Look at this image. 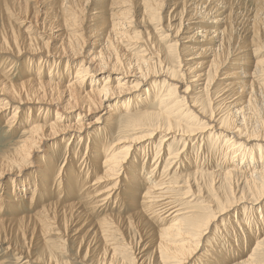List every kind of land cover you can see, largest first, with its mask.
Here are the masks:
<instances>
[{
    "label": "bare ground",
    "instance_id": "bare-ground-1",
    "mask_svg": "<svg viewBox=\"0 0 264 264\" xmlns=\"http://www.w3.org/2000/svg\"><path fill=\"white\" fill-rule=\"evenodd\" d=\"M32 1L33 0H0V53H10L20 57L24 55L39 56L43 54V57L39 56L38 59H29V61H37L38 66H43V63L44 65L46 64V60L49 59L53 61L55 58V61L50 63L52 66L51 69L55 70V73L53 75H48L46 78H37L39 73L34 76V74L28 72L25 79L23 78L24 80L17 84L9 83L7 80L8 78L6 79L7 81H4L0 75V97L2 95H9L13 97L12 99L21 103L25 101L26 103L31 104V106L42 105L44 102L48 103L49 105H54L56 107L54 110L55 118L48 120L45 119V116H49L46 115L47 112L44 113L45 115L37 114V117L34 119L27 117V121H25V125L22 127L24 132L22 133L20 140L15 143V147L12 150L4 152L0 155V182L6 180V178L9 176L18 177L16 175L19 174L16 173L18 171V167L24 169L29 167V164H34L33 161H36L37 165L42 167L43 161L37 157L38 154L36 153L39 152L38 149L42 147V145L47 144L45 142L46 140L54 139L58 136H61L62 134H68L70 132V135L66 136L68 140L62 145L63 150L65 148L70 149V146L72 145V139H77L71 135L74 134L71 133V131H81L82 127H85V124H83L84 122H82V120L86 116V113L88 114V112L94 110L96 107H98L97 109L101 108L100 110L102 111L106 110L105 114L108 112L109 116L115 119L114 121L121 117V121L124 123V126L118 124L113 125L112 123L114 121H110L109 119L108 125L110 123L111 125L109 126H115L113 134L116 137L115 139L114 136V138L111 136V141L108 139L110 146L115 144L120 136L128 131H148L147 135H151L162 129H167V131L170 129H176L184 132V135H190L196 130V128L193 129L190 128V126H184L181 123L175 122L170 118V116L166 117L163 114L153 113L151 111H144L133 117L134 115H132V112L136 110L137 106L132 107V100L125 95V98L119 100L121 102H118V105L114 104L111 106H106L108 109H106V107L102 104V102L108 100L109 97H115L116 94H122L123 92V94H126L127 89L122 86V82H119L121 80L123 81V78L126 77L123 76L121 80L118 79L119 81H113L114 83L116 82V84L115 86H112L111 76L112 73L118 72L117 70H119V68H127L128 66L127 71H130L131 69L129 68L131 65L129 62L126 65L122 64L121 58L119 59L120 56H115L114 58L111 53L116 49V45L119 43L118 39L126 37V35L121 30L125 27L132 26L130 25L131 23H128L126 20L129 19L134 0L115 1V7L117 9H121V12H114V14H111V16H115L117 20L109 23L108 27L103 32L104 35L102 39L104 45H101L102 47H100L99 52L90 53L83 52L85 40H87V37H85L82 33L85 27L84 22L86 19H101V14H99L101 7L99 13L96 11L95 13H92L93 16L89 18L86 16V7L88 6V3L93 2V0H51V3L47 8L43 7V12L41 9L38 11L37 4ZM194 1L195 3L193 4L194 6L192 8L182 5L178 11L172 9V12L166 13V15L163 16L164 18L168 19L169 17V19H171L177 15L179 21L171 25L166 23L165 26L161 28V31L168 30L169 27L173 26L174 33L176 34L174 35V38L176 39H174L173 43L168 44L167 49L169 51L174 50L176 52L178 49H181L187 52V50H190V48L192 50L193 46L192 44H190L191 46L188 47L186 45H189V42L196 41L198 34L202 33V29H205L204 27H206L204 25H199V21H193L194 17L198 15L197 12L199 10L202 12L200 17L207 15L211 17L208 23L210 24L208 25V29L215 28L217 30L216 26L219 25L220 22L224 21L223 29L220 31L221 39L217 47L213 50L202 49V51H210L209 56H211V58L209 61L207 60L199 66L198 64L192 63V60L190 63L186 62V60H184L183 56L181 55V57L178 56V59L174 62V64L177 66V69H179L180 72L183 71L186 76H188V79L193 78V80L190 81L192 85L191 87L196 89L197 86H200V91H203L208 89V87L213 82H216L219 73L224 71L223 68L227 65L226 63L229 62L233 52H235L231 50L236 47V45H233V47L231 46L232 48H228L224 41L225 39L230 40L231 37L232 14L230 11L227 12L228 5H230L231 0ZM168 2L169 0H135L134 3L138 4L141 8L140 19H143L147 16L149 17L148 19L155 20L160 24V12L164 8L165 4H168ZM31 3H34V6H32ZM110 4H112V2H109V6ZM253 5L254 10L252 11V17H250V42L256 43L257 51H260L264 50V0H256ZM220 11L222 14L227 12L226 16L223 17V20L220 19V17L215 18V16L219 15L216 13ZM250 11L251 10H249V14H251ZM38 12H41L42 18L37 19ZM11 15L19 17V20L16 18L14 21H11ZM36 25L43 29V32L49 33L47 34V38H51V40L41 43L39 37L35 36V32H38V29L35 28ZM103 25H105L104 22L99 23V25H90L93 26V29H90V31H94ZM54 27L57 28L55 32H53ZM207 34L208 31H205L202 36L205 37ZM54 42H56L57 45L54 44ZM244 44L245 42L243 45ZM244 47L246 46L244 45ZM162 52L163 50L158 51V56L160 59L158 60L157 64H152L148 62V60L139 61L138 67L141 68V72L145 78L146 76L149 77L158 73H166L175 78L179 77L177 74L180 72L178 73L177 71L172 70L174 69V65H170L166 60H163L165 56L161 57ZM81 56H83L82 61L77 63L76 61L79 59L78 57L81 58ZM6 60H8V58ZM165 61L167 64H163ZM234 61L235 63L228 64L234 66H236V64L239 65V61H241L240 56L233 60V62ZM247 62H244L243 65H246ZM75 63L78 65L74 67V71H71L70 76L68 78L63 77L62 80H65L60 81L58 79L61 76L59 73L61 72V74L67 75L68 71H66V68L71 66L70 64ZM253 70L254 71L252 74L264 78V60L254 62ZM5 71L6 70L4 69L3 72ZM2 75L4 74L2 73ZM89 80H91V83L92 80H95V82L91 84L90 89L88 90L87 88H89V86L87 83ZM99 82L101 83L98 84ZM241 84L242 85H236V88L232 92H229L232 98L235 97L230 103V115H225L219 119L216 118L215 112L211 110L210 104L207 103L208 99H204V95H200L199 97H203L202 102H198L197 100H194L193 102L199 103V108L202 106V109L198 110L199 112L197 113L200 116H203V119H205L204 123H206L208 126L206 130H213V132L218 134L220 138H223L227 141V143H225L226 145L231 146L226 152L229 153L231 150L236 149V152L237 150L240 151L239 154L241 156L249 158L250 163L248 162L249 164L247 165L248 167L246 170L239 171V173L235 172L236 174L232 171L223 174L220 173L221 175L217 176H219L223 183H227L233 181L234 177L238 178L237 175H239V177L244 180L246 188L252 193L253 196L259 199L260 197L264 196V165L263 163H260L261 166L259 167V165L255 162L261 158V156H257V153L261 152V150L258 149H260V146L262 145L257 143V150L248 149L236 139H244L245 136L246 141H259V138L262 137V140H264V83L257 84L250 80L242 82ZM172 85H174V83ZM148 88H144L143 93L149 94L152 91ZM140 89H142V87H139L136 92H139ZM128 90L127 94H131ZM173 90L174 89H169V91H167L171 94ZM138 104L142 105V103ZM5 105L6 101L0 98V115ZM107 105L109 104L107 103ZM77 108H79L80 111L76 114L74 113L75 115H73L71 112ZM39 110L41 109H38V111ZM59 110L68 115L60 116L58 112ZM192 119H194V116ZM73 121L74 124L70 125ZM60 122H64L66 124H61ZM75 125L77 129H74ZM109 131L110 127L108 129V132ZM146 136H141V138L134 137L131 138L130 141L129 139L125 138L122 141H129L131 143L137 142ZM173 138H175V136ZM68 143L70 146L67 148ZM117 145H119V143ZM117 145H113L112 147L109 146L110 149L105 150L102 155L99 156L100 158L98 156H94L92 165L93 168L98 170L99 175L98 177L94 178L89 186L86 185V181L84 180L81 181L78 186L71 184L72 181H74L76 174L72 170L69 171L70 169L63 168V176L60 178V172L58 173L56 169L51 174V167H43L44 170H42V173H44V175H42L41 181H35L33 189L36 190L38 187L46 188L47 182L51 184L50 188H57L60 195H64V193L69 191V189H78L76 191V195L77 193L79 195L81 192L84 197L86 196L89 198L86 204L82 200L84 202L82 203L85 204L86 208L87 205L91 204L92 210L99 207L103 210V207L109 204L111 200H117L122 183H125L123 186H126L127 188L126 191L122 193L127 197H120V200L123 201H130V197H128L127 193L130 194L131 190L134 188L139 189V187L143 186L144 191L141 194H138L141 196H139L137 200L134 198L135 202L140 206V208L135 211L136 213L127 218L117 217L113 214L106 215L99 221H90L89 225L90 228H92L91 231L90 228L85 231H81L85 223L90 218L88 215L90 208L88 211H86V208H84L81 202L76 201V195L74 197L71 195H66L63 197L65 200H62L61 202H57V200L51 201V198L48 197L49 199L46 198L43 201L41 200L42 202H40L39 209L34 213L33 211L35 208H32L33 210L31 214H23L15 220L0 218V243L5 244L7 250H12L16 257L22 256L27 259L25 262L26 264H28L30 259H33V263L40 264H66L60 258L58 248L66 242V239L69 237L68 233H72L71 238L73 244L76 246V249L81 250L82 248L81 252L83 257L88 256L93 264H189L194 259L195 253L198 250L199 244L201 243L199 241L200 238L205 234L206 230L211 224V221L216 218L215 216L217 215H205L207 217H198L194 220L187 219L190 217L183 218V216H186V214L189 212L182 214L180 209L174 210L175 205L173 206L172 202L164 203L165 200H170L171 196L174 195L172 192L176 191L175 186L167 187L165 189H163L164 187L156 189V185H154L156 182L152 181L148 175L144 177V179H141L142 176L140 173L139 177L142 183L141 186L140 182L133 185L126 182L127 176L125 175L133 177L135 174H137L138 170L133 164H131V167L127 169L129 173L121 175V163L122 160L126 159L128 151L124 148L120 150L122 147H115ZM135 151L138 152V148L135 149ZM46 152L50 154L49 150L47 149ZM233 154L235 153L231 154L232 156L230 157V161L228 159L232 166H234V163L232 162H237L236 158L239 156V154ZM71 157L72 158H69L74 161V155ZM78 159L81 160L80 158ZM75 160L77 161V159ZM67 163V165H73V163L71 164L69 161ZM156 168L157 166L153 167L150 174L155 175L156 173L153 172ZM76 170H78L77 173L79 175H82L83 172H85L84 177H86L89 169L86 167L83 168V171H80L81 169L79 168ZM200 175H202L200 178H210L208 180L206 179L205 181H207V184H203L202 186H207L212 190L213 185L215 184V178H217L216 175L211 173H202ZM193 176L198 175L197 173H193L191 176H188L187 179ZM62 181H66V185L61 184ZM85 185L86 189H84ZM60 186H62V189ZM9 188H11V190H9ZM13 188L14 185H12V183H8V185H4V187L0 183V190L4 191V193L9 195L11 198L10 200H7L9 203L14 201V199L19 198L18 195H20L17 194L18 191L16 189L14 190ZM21 193H23V191H21ZM90 193H93V195ZM43 197L44 196H42L41 199H43ZM21 199L26 200L23 195L21 196ZM59 199L60 197L58 200ZM33 200L35 201V191L32 190L30 193V202ZM135 202L131 201L129 204H134ZM106 207L107 206H105V208ZM210 207L204 205L200 209L206 210ZM227 207L228 205H223L221 210L224 211L227 209ZM157 208L160 210L159 213H155ZM167 208L171 209V213L170 215H166V217H164L166 214L165 209ZM28 209H30V207ZM150 215L156 217L158 215L161 217L162 219L156 220L160 221L162 224L164 222L171 221L173 222V226H170L166 229H149L141 232V228L148 226L147 220L148 216L150 217ZM125 229L130 232V235L124 234ZM116 231H120V233L123 234H117V237L120 235L121 237L123 236L122 238H125V243L120 246V242H116L117 238L113 234V232ZM135 232H137L139 235L143 234L145 239H148L147 243H149L151 246V253L148 257L144 258L141 256L139 258L136 256L135 246L138 242L134 239ZM51 234L57 236L52 241V243L44 241L40 242L43 236L45 237ZM10 235L13 236L10 237ZM126 250L131 257H127L128 253ZM32 256L33 258H31ZM211 256L213 258H208V263L205 264L227 263L226 261L229 259H222L223 257L221 258L217 254L212 253ZM230 257L231 259L233 258L232 254ZM253 259L254 258L250 255L248 258L242 262H239L238 264H254L255 262Z\"/></svg>",
    "mask_w": 264,
    "mask_h": 264
},
{
    "label": "rangeland",
    "instance_id": "rangeland-1",
    "mask_svg": "<svg viewBox=\"0 0 264 264\" xmlns=\"http://www.w3.org/2000/svg\"><path fill=\"white\" fill-rule=\"evenodd\" d=\"M115 1L116 0H93V2L88 3V6L86 7V16L91 18L93 16L92 13H95L96 11L99 13L101 7L99 13L101 14V19L99 18L96 20H87V19L85 20L84 22L85 27L82 33L85 37H87L86 38L87 40H85L83 52L86 53L99 52L100 47H102L101 45H104L102 39L104 35L103 32L106 30L109 23L117 20L115 16H111V14H114V12L117 13L121 12V9H117L115 7L114 5ZM32 2H35L37 4L38 11H40L41 9V11L43 12L44 10L43 7L47 8L50 5L51 0H33ZM109 2H112L110 6H109ZM134 2L131 8L129 19L126 20L128 21V23H131L130 25L132 26L125 27L124 29L121 30L126 35V37L118 39L119 43L116 45V49L111 53V55L114 58L115 56H120L119 59L121 58L122 64L126 65L129 62L131 65L129 68L131 69L130 71H127L128 69L127 66V68L126 67L119 68V70H117L118 72L112 73L111 85L115 86L116 82L114 83L113 81L115 80L119 81L118 79L121 80L122 77L124 76L126 77L123 78L125 81L121 80L119 82H122V86L125 87V89L127 90L129 89L128 91H130L131 94H127L128 92L126 90V94H123L124 92L122 94H116L115 97L114 96H112L111 98L109 97L108 100L102 102V104L105 107L114 104L118 105V102H121L119 100L125 98L124 97L125 95L126 97L132 100L131 101L132 107L137 106L136 110L132 112V115H134L133 117L137 116L141 112L151 111L153 113L163 114L166 117L170 116V118L175 122L181 123L184 126H190V128L193 129L196 128V130L190 135H184L183 134L184 132L176 129H170L169 131H167V129H162L151 135H147L148 131H138V132L128 131L123 135H121L122 134L121 133L120 138L117 140V142H115V144H113V145H117L119 143V145L115 147L121 146L122 148L120 150L124 148L125 150L128 151V155L126 156V159L122 160L121 163V175L129 173L127 169H129V167H131V164H133L138 170L137 174H135L133 177L132 176L129 177L128 175H125L127 176L126 182L130 183L131 185L139 182H140V186L142 185L139 177L141 174L142 176L141 179H144V177H146L147 175L150 176V179L156 182L154 184L156 185V189H160L162 187H164L163 189H165L167 187L175 186L176 191L172 192L174 194L171 196L172 200L171 199L165 200L164 203L172 202V205L173 206L175 205L174 210L180 209L182 214L189 212L188 214H186V216L184 215L183 218L190 217L187 219L194 220L198 217H204L205 215H212V216L217 215L215 216L216 218L213 219L214 221L213 220L211 221V224L206 230L205 234L200 238L199 241L201 243L199 242L200 244L198 250L195 253L194 259L189 264L208 263L207 262L208 258H213L211 256V253L217 254L221 258L223 257L222 259L229 258L227 259L228 261H226L227 263H219V264H238L239 262H242L243 260L248 258L250 255L251 257L254 258L253 261L256 264H264V196L260 197L259 199L253 196L252 193L246 188L244 180L241 177H239V175H237L238 178L234 177L233 181L227 183H223L220 180L219 176H217L231 171L234 173L235 172L239 173V171L246 170L248 167L247 165L250 163L249 158L241 156L239 154L240 151L237 150L236 152L235 151L236 149L231 150L229 153L226 152L231 146L226 145L225 143H227V141L223 138H220L218 134L213 132V130L210 129L206 130L208 126L206 125V123H204L205 119H203V116H200L197 113L199 112L198 110L202 109V106L201 108H199L198 106L199 103L193 102L194 100H197L198 102H202L203 97L202 98L199 97L200 95H204V99H208L207 103L210 104L211 110L215 112L216 118L219 119L225 115H230L229 113L231 106L230 103L235 97L232 98L229 92H232L236 88V85H242L241 84L242 82L250 81V80L254 81L257 84L264 83V78L252 74L254 71L253 70L254 62L264 60V50L257 51L256 43L250 42V37H251L250 17H252V11L254 10L253 3H255L256 0L230 1V5H228L227 12L230 11L232 14L231 37L230 40L225 39L224 41H225V45L228 48L231 46L233 47V45H236V47H234L231 50L235 52H233L229 62H227L226 63L227 65L223 68L224 71H221L217 76L218 79L216 80V82H213L208 87V89H205L203 91H200L201 89L200 86H197L196 89L191 87L192 85L190 81L193 80V78L188 79V76H186V74L183 71L180 72V70L177 69V66L176 64H174V62L175 60L178 59V56L181 57V55L183 56L184 60H186V62L190 63V61L192 60L193 61L192 63L198 64L199 66L202 65L207 60L209 61L211 58V56H209L210 51H202V49L213 50L217 47L221 39L220 31L223 29L224 21L220 22V24L216 26L217 30L215 28L208 29L209 28L208 25H210L208 23L211 17L208 15L204 17H200L202 15L201 14L202 12L199 10L197 12L198 15L194 17L193 21H199L198 22L199 25H204L206 27H204L205 29H202L203 30L202 33L198 34L196 41L189 42V45L188 44L186 45L188 47L191 46L190 44H192L193 49L191 50L190 48V50H187V52L181 49H178L177 52L174 50L169 51L167 49L168 44L173 43L174 39H176L174 38V35H176L174 33V27L172 26L169 27L168 30H162V31L161 28H163L166 23H169L170 25L177 23L179 19L177 18L178 17L177 15H175L171 19H169V17L168 19H166L163 16L166 15V13L168 12H172V9L178 11L182 5H186V7L192 8L194 6L193 4L195 3V1L169 0L168 4L167 5L165 4L164 8L160 12V18H161L160 24L155 20L148 19L149 17L147 16L143 19H140L141 8L138 4ZM31 5L34 6V3H31ZM249 10H251L250 11L251 14H249ZM220 12L216 13L219 15L215 16V18L220 17V19L223 20V17L226 16L227 12L223 14L222 12L221 13ZM10 17H11V21H14L16 18H18L19 20V17L17 16L11 15ZM38 18H42L41 12H38L37 19ZM103 22L105 25L94 31L92 30L90 31V29H93V26L90 25H99V23H103ZM35 28L38 29V32H35L36 33L35 36L39 37L41 43H45L47 40H51V38L50 39L47 38L48 37L47 34L49 33L43 32L42 31L43 29H41L38 25H36ZM56 29L57 28L54 27L53 32H55ZM205 31H208V34L205 37H203L202 35L204 34ZM244 42H245L244 45L246 47H244L243 45ZM54 44L57 45L56 42H54ZM157 50L158 51L163 50L161 57L165 56L163 60H166L170 65H174V69L172 70L177 71L178 73L180 72L179 74H177L179 77L177 78L171 77L166 73L164 74L158 73L153 76H149V77L146 76V78L144 77V75L141 72L142 71L141 68L138 67L139 61L148 60V62L152 64H157L158 60L160 59ZM39 56L43 57V54ZM39 56L24 55L20 57L10 53H5V54L0 53V58H1L0 75L2 76V79L4 81L8 80L9 83L17 84L25 79L28 72L34 74V76L37 75V73H39V75H37V78H41V77L46 78L50 74L53 75L55 73V70L51 69L52 66L50 65V63L55 61V58L53 61L49 59L46 60V64L44 65L43 63V66L41 65L38 66L37 61H29L30 58L38 59ZM238 56H240L241 58V61H239L240 63L239 65L236 64V66H234L228 64V63L231 64L235 63V61L233 62V60H235ZM82 57L83 56H81V58L78 57L79 59L76 62L77 63L81 62ZM5 58L6 59L8 58V60H6ZM166 61L163 64H167ZM244 62H247V64L243 65ZM77 63L70 64L71 66H68L66 68V71H68L67 75L61 74L60 72L59 74L61 75L60 76L61 79L60 78L58 79L60 81H64L65 79L62 80L63 77L68 78L70 76L71 71H74L75 69L74 67L78 65ZM4 69L6 70L5 72H3ZM2 73L4 75H2ZM93 82H95V80H92V83ZM172 82L174 83V85H172L173 84ZM92 83L91 80L88 81L87 83L89 86V88H87L88 90L90 89ZM100 83L101 82H99L98 84ZM139 87H142V89H140L139 92H136L137 89H139ZM144 88L146 89L148 88L152 91L149 94L143 93ZM169 89L170 90L174 89L171 94L168 92ZM0 98L6 101V105L4 107L5 110L3 109L0 115V155L4 152L12 150L15 147V143L18 140H20L22 133L24 132L22 127L25 125V121H27L26 120L27 117L34 119L35 117H37V114L45 115L44 113L47 112L46 115L49 116H45V119L48 120L55 118L54 110L56 109V107L54 105H49L46 102H44V104L42 105L31 106V104H28L25 101L22 103L16 101L12 99L13 98L12 96L9 95H2ZM136 101L138 103H142V105L141 104L139 105ZM107 103L109 105H107ZM97 108L98 107L88 112V114L86 113V116L82 120V122H84L83 124H85V127H82L81 131L79 132H73V130L71 131V133H74L71 135L77 139L75 140L72 139L71 146L68 143L67 148L70 146V149L65 148L66 150L65 149L63 150V146H62L64 142L68 140L66 136L70 135V132L68 134H62L57 138L46 140L45 142L47 144L42 145V147L38 149L39 152L36 153L38 154L37 157L43 161L42 167H39L36 161H33L34 164H29V167L25 166L26 168L24 169L18 167V171L16 172L19 173L16 174L18 177L9 176L6 178V180L0 182L3 185V187L4 185H8V183H12V185H14L13 189L14 190L16 189L18 191L17 194H20L18 195L19 198H16L14 199V201L9 203L7 201L8 199L9 200L11 199L9 195H6L4 191L0 190V204H1L0 212L2 213V214L0 213V218L15 220L23 214H31L33 210L32 208H35L33 213L37 211L39 209L40 202H42L44 199L48 197L51 198V201L57 200V202H61L62 200H65L63 199V197H65L66 195H71L72 197L76 195V191L78 189L75 190L69 189V191H66L64 195L63 194L60 195L57 188L54 187L50 188L51 184L49 182L46 183L47 185L46 188L38 187V189L36 190L33 189V185L35 181H41L42 175H44V173H42V170H44L43 167L45 168L51 167L50 168L51 174L56 169L58 173L60 172V178L63 176L62 175L63 168L70 169L69 171L72 170L76 174V177L71 184L76 186H78V184L83 180L86 181V185L89 186V184L92 183L94 178L98 177L99 175L98 170L93 168L92 160H94L93 159L94 156L99 157L100 155H102V153L105 150H108L110 149V147L113 146V145L110 146L109 140L111 141V136L112 138L115 137L113 134L115 126H109L111 124L109 123L108 125V121L109 119L110 121H114L115 119L111 118L108 112L107 114H105L106 110L102 111L100 110L101 108L100 109ZM38 109L41 110L38 111ZM106 109H108V107H106ZM79 111L80 109L77 108L76 110H73V112L71 113L75 115ZM58 112L60 116L68 115L64 112H61L60 110ZM193 116L194 119L196 118L195 120L192 119ZM121 119H122L121 117L117 118L116 121H114L112 124L113 125L118 124L124 126V123L121 121ZM60 123L66 124L64 122H60ZM73 124L74 121L70 125ZM76 125L74 126L75 127L74 129H77ZM109 127H110V131L108 132ZM144 135L147 136L144 137L142 140L132 143L129 142L131 138L134 137L141 138V136ZM174 136L175 138H173ZM125 138L129 139V141L123 142L122 140H124ZM262 138H259V141L257 140L246 141L245 136L244 139L243 138H241L240 140L236 139L239 143H242V145L246 146L248 149L257 150L258 149L256 147L257 143L262 145L260 146V149H258L261 150V152L257 153V156H261V158L256 160L255 162L259 165V167L261 166L260 163L261 164L263 163L264 165V140H262ZM137 148H138V152L135 151V149ZM46 149L49 150L50 154L46 152ZM69 153H71L72 155ZM232 153H235L236 155L239 154V156L236 158L237 162H235L234 160H233L234 162H232L234 163V166H232L229 162ZM73 155L75 157L74 161L70 159L72 158L71 156ZM78 158H80L81 160H79ZM75 159H77V161ZM83 159L85 160V162ZM68 161L69 163L71 162V164L73 163L74 166L73 165L71 166L70 164L67 165ZM156 166L157 168L153 172L156 174L155 175L150 174L152 168ZM86 167L89 169L86 177H84L85 172H83L82 175H79L77 173L78 170L76 169L79 168L81 169L80 171H83V168ZM193 173H197L198 176H193L187 179L188 176H191V174ZM202 173L203 174L211 173L213 175H216L217 178H215V184L213 185L212 190L209 189V187L207 186L206 187L202 186L203 184H207L206 183L207 181H205L206 179L207 180L210 179V178H206V179L200 178L202 176L200 174ZM61 184L66 185V181L65 182L62 181ZM124 184L125 183H122V186H120L121 190L119 192V196L117 197V200L116 201L111 200L109 204L105 205L108 208L107 207L105 208V206L103 207V210L104 208L105 210H107V211L104 210L105 214L103 213V210L100 207L92 210L91 204L87 205L86 208L85 204L87 203V200L89 198L85 196L87 198L86 199L84 195L81 194V192L79 193V195L77 193V195L75 196L76 201L81 202L84 208H86V211H88L90 208L89 210L90 213L88 212L90 218L85 223L81 231H85L88 228H90L89 224L91 220L99 221L100 219H103L106 215L113 214L117 217L127 218L133 215L134 213H136L135 211L138 210L140 206L138 203L135 202L134 198H136L137 200L139 196H141L138 194H141L144 191V188L143 186L139 187V189L134 188L133 190H131L130 194L126 192L128 197H130L129 199L130 201H123L120 200V197L126 196L123 195L122 193H124V191H126L127 189L126 186H123ZM86 185L84 189H86ZM61 187L62 186H60V188ZM9 190H11V188H9ZM32 190L35 191V201L33 200L32 202H30V193L32 192ZM21 191H23V193H21ZM90 194L93 195V193ZM22 195L26 198V200L21 199ZM42 196H44L43 199H41ZM58 196L60 197L59 200H58L59 198ZM82 200L85 202V204H83L84 202ZM131 201L135 203L129 204V202ZM204 205L211 207L209 209L207 208L206 210L200 209ZM223 205H228V207L229 206L230 207L229 209L227 207V209L223 211L221 210ZM29 207L30 209H28ZM156 210L155 213L160 212L158 208ZM170 210L171 209L169 208L165 209L166 214L164 215V217H166V215H170L171 213ZM93 212L94 214L97 212L96 213L97 215L95 214V217ZM190 212L193 214H191ZM98 213H99V217H98ZM150 217L148 216V220H147L148 226L145 228H141L140 229L141 232L149 229H162V228L166 229L170 226H173V222L171 221L164 222L163 224L160 221H157L158 219L159 220L162 219L158 215L157 217L150 215ZM91 230L92 228H90V231ZM124 231H123L124 234L130 235L129 231H127L126 229ZM116 232H113V234L117 238L116 242L121 243V244L119 243L120 246L123 243H125L124 242L125 238H122L123 236L121 237L120 235H118L117 237V234H122V233H120V231H116ZM13 235H10V237ZM71 235L72 233H68L69 237L66 239V242L61 247L58 248V253L60 258L66 264H93V262L88 258V256L83 257V254L81 252L82 248L81 250L76 249V246L73 244ZM142 236L143 234L139 235L137 232H135L134 234V239L135 241L138 242V243L135 242L136 243L135 253L136 256H138L139 258L141 256H143L144 258L148 257L151 253V249H150L151 246L149 243H147L148 239H145V237ZM55 237L57 236H55L54 234L47 235L45 237L43 236L40 242L44 241V242L52 243ZM126 252L128 253L127 250ZM231 254L233 257L232 259L230 257ZM129 255L130 254L128 253L127 257H131ZM31 258H33V256ZM26 260L27 259H25L22 256L16 257V255L13 254L12 250H7L6 245L0 243V264H26L25 263ZM28 264H40V263H33V259H30Z\"/></svg>",
    "mask_w": 264,
    "mask_h": 264
}]
</instances>
